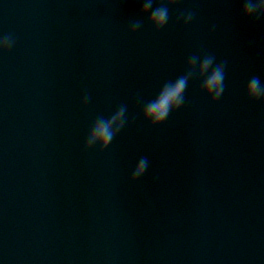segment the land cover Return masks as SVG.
Masks as SVG:
<instances>
[{
  "label": "clouds",
  "instance_id": "9594fccd",
  "mask_svg": "<svg viewBox=\"0 0 264 264\" xmlns=\"http://www.w3.org/2000/svg\"><path fill=\"white\" fill-rule=\"evenodd\" d=\"M159 6L153 8L154 0H143L140 9V15L147 14L146 23L152 29L159 32L169 21V7L176 3V0H156ZM151 12L149 14V10ZM240 15L244 19L255 23L261 17H264V0H243L240 8ZM195 16V13L188 11L176 17V22H182L183 25L189 24ZM142 26L140 21H135L129 28V33H135ZM0 50L7 51L11 47V41L8 38L0 40ZM185 74L177 77L174 81L165 82L156 94L155 98L148 101L141 110V118L149 127H156L163 124L170 114L179 110L185 101V91L188 88L189 81L193 78L200 81V91L214 104L220 99L224 92L225 64L215 63V57L205 55H192L186 62ZM245 99L253 104L259 103L264 108V83L260 78L253 76L247 82L244 89ZM89 97L87 94L83 97L82 106L87 103ZM126 106L119 107L108 117H97L86 136L83 144L84 151L93 146H97L100 152H103L118 133L125 127L127 122ZM148 167L147 157H141L135 164L130 182L139 180Z\"/></svg>",
  "mask_w": 264,
  "mask_h": 264
}]
</instances>
